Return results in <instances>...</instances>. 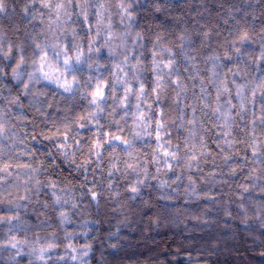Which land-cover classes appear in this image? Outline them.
<instances>
[{
    "label": "clouds",
    "instance_id": "9594fccd",
    "mask_svg": "<svg viewBox=\"0 0 264 264\" xmlns=\"http://www.w3.org/2000/svg\"><path fill=\"white\" fill-rule=\"evenodd\" d=\"M0 264H264V0H0Z\"/></svg>",
    "mask_w": 264,
    "mask_h": 264
},
{
    "label": "trees",
    "instance_id": "16d2710c",
    "mask_svg": "<svg viewBox=\"0 0 264 264\" xmlns=\"http://www.w3.org/2000/svg\"><path fill=\"white\" fill-rule=\"evenodd\" d=\"M165 250H167V245L165 246Z\"/></svg>",
    "mask_w": 264,
    "mask_h": 264
},
{
    "label": "snow or ice",
    "instance_id": "6c2138e0",
    "mask_svg": "<svg viewBox=\"0 0 264 264\" xmlns=\"http://www.w3.org/2000/svg\"><path fill=\"white\" fill-rule=\"evenodd\" d=\"M119 138V137H118Z\"/></svg>",
    "mask_w": 264,
    "mask_h": 264
}]
</instances>
